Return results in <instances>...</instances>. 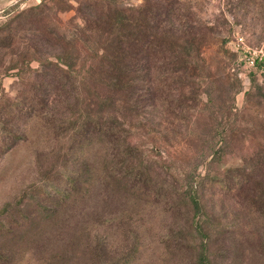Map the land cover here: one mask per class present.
<instances>
[{
    "label": "rangeland",
    "instance_id": "1",
    "mask_svg": "<svg viewBox=\"0 0 264 264\" xmlns=\"http://www.w3.org/2000/svg\"><path fill=\"white\" fill-rule=\"evenodd\" d=\"M167 3L175 6L178 40L189 26L200 34L199 73L178 69L176 113L160 104L135 109L145 87L139 79L112 84L108 66L130 62L109 41L108 22L118 9L138 15ZM241 36L246 46L264 48V0H0V249L11 255L7 264H113L133 249L127 264H197L185 216L108 180L105 146L78 137L92 116L132 139L137 152L129 162L161 190L176 186L162 156L173 171L203 172L213 145L225 144L213 174L236 181L228 168L243 166L248 181L233 191L202 188L209 229L198 236H209L210 264H264V70L241 61ZM60 55L76 72L98 60L92 92L69 83ZM43 84L45 107L15 130L17 102ZM152 147L162 160L149 155ZM79 173L94 179L63 201L52 197L57 209L45 216L40 197ZM14 220L26 223L11 237L5 224Z\"/></svg>",
    "mask_w": 264,
    "mask_h": 264
},
{
    "label": "trees",
    "instance_id": "2",
    "mask_svg": "<svg viewBox=\"0 0 264 264\" xmlns=\"http://www.w3.org/2000/svg\"><path fill=\"white\" fill-rule=\"evenodd\" d=\"M175 6L173 3H167L161 8L151 9L146 7L138 15L133 14L129 10L118 9L109 20V41L112 42L114 48L120 51V57L128 58L130 64L124 65L113 62L108 66L109 72H114L112 84L118 85H135L137 79L143 83L145 90L144 95L139 97L134 104V108L138 105H156L160 104L168 112L176 113L172 108L175 101V88L177 84V71L182 67L191 68L195 73H199L197 64V54L199 53L200 34L194 31L191 26L184 31L185 40L177 39V32L170 22V16L173 14ZM193 33V34H192ZM183 35V36H184ZM98 52V50H96ZM60 60L67 65L65 70L69 76L68 81L71 85L84 87L89 92L94 90V85L99 81V77L95 74L98 69V60L89 65L84 64L78 72L75 66L69 62V58L58 56ZM184 57L181 67H175L177 59ZM104 54L101 59H106ZM96 61V62H95ZM254 70H264V59L260 60ZM152 86L159 89V94H155ZM46 86L43 84L37 86L32 96L27 99L19 100L15 106L14 117L17 124L16 129L21 128L24 119H30L40 115L41 109L46 105L45 99ZM159 101V102H158ZM107 103V102H106ZM171 108V109H170ZM117 123V122H115ZM82 130L78 133V137L83 140L86 145L94 142L102 143L106 148V176L108 180L115 186H118L123 192L133 195H143L144 197H153L155 201L162 200L167 203L171 209H177V214H181L187 218L188 227L192 234L193 243L199 247V256L197 264H210V256L208 254L209 236L203 233L209 229L207 227L208 220L205 216L202 188L209 183H214L223 191H233L241 188L248 178L243 174L242 167L235 166L228 168L229 172H235L239 176L235 180H226L224 177L213 174L214 163L221 157L224 152L225 144L213 145L209 158L205 161L203 172H193L191 169H185L181 172L173 171L170 160L162 156L163 162L160 163L167 169L175 179L176 186L174 189L161 190L157 188L154 181L147 170L142 165L130 163V157L136 154L137 149L131 138H123L117 131L115 124L100 119L99 117H88L87 122L83 123ZM14 129H7L12 139L18 138ZM23 133V132H22ZM144 152V151H142ZM149 155L157 160L160 159L159 151L156 147H152L148 151ZM161 155V154H160ZM264 161V158H263ZM94 179L93 174L88 175V180L82 178L80 173L75 176L68 177L65 187L51 188V192H45L41 197L42 204L45 205L44 215L49 216L57 208L59 202H55L52 197H57L58 201H63L69 195L82 186H88V183ZM89 181V182H88ZM52 199V200H51ZM56 200V201H57ZM25 220H14L5 224L7 231L11 237L16 236L21 230ZM184 232H180L183 234ZM182 236H172L173 243H179ZM102 248V244L100 245ZM136 249L130 251L122 260L113 264H127L133 258L132 253ZM11 260L3 249H0V264H7Z\"/></svg>",
    "mask_w": 264,
    "mask_h": 264
},
{
    "label": "built area",
    "instance_id": "3",
    "mask_svg": "<svg viewBox=\"0 0 264 264\" xmlns=\"http://www.w3.org/2000/svg\"><path fill=\"white\" fill-rule=\"evenodd\" d=\"M239 54L241 61L248 68H255L260 60L264 59V48L252 49L245 45L244 38L241 36L239 38Z\"/></svg>",
    "mask_w": 264,
    "mask_h": 264
}]
</instances>
